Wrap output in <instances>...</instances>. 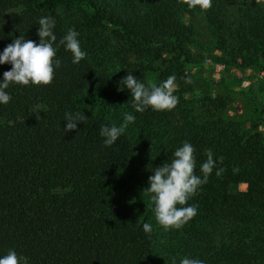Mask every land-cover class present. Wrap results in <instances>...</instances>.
<instances>
[{"label": "trees", "instance_id": "1", "mask_svg": "<svg viewBox=\"0 0 264 264\" xmlns=\"http://www.w3.org/2000/svg\"><path fill=\"white\" fill-rule=\"evenodd\" d=\"M57 6L82 8L94 24L119 28L137 59L129 63L123 57L117 75H110L94 71L85 57L73 64L71 53L60 46L61 66L49 85L7 89L11 100L0 105V255L14 249L29 264H173V257L176 264L183 257L204 264H264V255L258 258L243 242L264 245V145L256 140L234 149L226 144L229 138L221 142L231 123L217 130L215 117L199 120L202 112L187 96L201 93L178 86L194 62L183 43L202 36L198 20L222 40L235 42L245 64H264V0H212L207 10L189 8L182 0H0V52L20 35L38 43L37 23L45 16L55 17L58 42L66 29L53 12ZM82 40H88L86 48L92 42L84 34ZM10 68L0 65V79ZM127 72L146 84L151 77L159 84L174 75L176 107L134 112L129 91L117 87ZM111 101L136 116L129 129L138 137L125 131L106 147L101 126L118 125L87 108ZM68 112L87 118L66 134ZM185 141L194 147L195 174L201 175L208 150L217 162L188 201L197 215L171 229L162 243L153 227L150 236L143 231L147 222L114 191L135 199L146 195L153 168ZM217 169H222L219 176ZM242 184L247 189L239 195ZM233 226L244 229L229 233L226 228Z\"/></svg>", "mask_w": 264, "mask_h": 264}, {"label": "rangeland", "instance_id": "2", "mask_svg": "<svg viewBox=\"0 0 264 264\" xmlns=\"http://www.w3.org/2000/svg\"><path fill=\"white\" fill-rule=\"evenodd\" d=\"M53 12L64 21L66 32L69 28H74L79 33L80 47L86 53L85 58L92 65L94 71L117 75L123 57L128 59L129 63L137 59L136 55L127 51L119 28L108 23L94 24L86 10L74 6H57ZM127 17L125 18L127 19ZM181 18L186 25H190V19L186 14L181 13ZM196 27L198 28L197 32L202 33V36L194 37L189 43H183L194 62L187 66L189 78L183 79L178 86L185 89L194 87L201 93L200 98L187 96L188 99L194 100V104L202 112L199 120L215 117L217 130L222 125L231 123L227 125V133L220 134L223 137L221 142L226 137L229 138V142L226 144L233 145L234 149H239L237 148L238 144L248 146L256 140L264 145V64L257 66L245 64L235 42L222 40L218 34L210 31L208 26H204L201 20L196 22ZM82 34L92 40L87 48L84 43L89 42L82 40ZM109 80L116 83L111 78ZM149 81L158 83L156 77H151ZM119 105L111 101L107 105L96 103L87 109L103 118H109L119 126V117L126 112L125 107ZM222 109H225L224 116L220 113ZM205 123L208 124V122ZM130 125L125 131L137 138V130L131 131ZM246 189L247 185L242 184L238 194L242 195ZM114 194L122 202L134 206L141 214L142 219L152 225L161 242H166L171 229L165 231L157 224L153 212L154 205L147 193L136 199L121 190H115ZM226 229L231 233L244 229V227L233 226ZM228 236L224 233L221 239L226 240ZM231 239L235 241L236 237L229 238V240ZM248 240H243V242H247L244 246L257 253L258 258H262L264 245H257ZM240 241H238L239 244H242L243 242Z\"/></svg>", "mask_w": 264, "mask_h": 264}, {"label": "clouds", "instance_id": "3", "mask_svg": "<svg viewBox=\"0 0 264 264\" xmlns=\"http://www.w3.org/2000/svg\"><path fill=\"white\" fill-rule=\"evenodd\" d=\"M182 2L189 8L198 7L200 10H207L211 7L212 0H182ZM37 25L38 43L20 35L0 52V65H11L10 70L5 71L3 78L0 79V105L10 102L11 96L7 89L13 85H49L54 79L55 69L61 66L60 60L56 58L60 46L71 53L73 64H79L86 55L80 47L79 33L74 28H69L57 42L54 32L55 17H41ZM175 80L176 77L173 75L159 84H146L133 73L127 72L117 87L118 91H129L128 103H131V108L136 113H143L149 108L153 111H170L178 103V97L174 95ZM85 118L87 117L79 112L66 113L63 131L66 134L76 131L78 124H81ZM135 120L136 116L126 111L122 113V123L119 126L102 125L99 134L103 138L104 145L106 147L114 145ZM206 155L207 159L199 166L201 175L195 174L194 147L190 142L185 141L171 153L170 159L151 171L148 186L143 192L148 194L154 205L153 212L157 224L165 231L180 229L197 215V207L188 204V201L203 184L207 183L217 162L211 150H208ZM221 171L222 169H217L216 175L219 176ZM143 231L150 236L152 225L144 223ZM0 264H29V261L27 257L18 255L14 249H10L7 254L0 255ZM173 264H176L175 257ZM178 264H204V262L200 259L183 257L179 259Z\"/></svg>", "mask_w": 264, "mask_h": 264}]
</instances>
